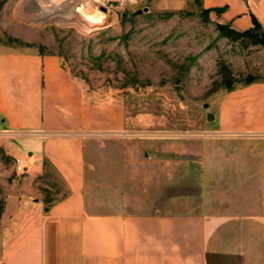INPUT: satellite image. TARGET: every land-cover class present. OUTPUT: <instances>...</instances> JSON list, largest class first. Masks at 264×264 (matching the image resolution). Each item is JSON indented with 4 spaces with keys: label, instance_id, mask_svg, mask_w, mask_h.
<instances>
[{
    "label": "crops",
    "instance_id": "obj_1",
    "mask_svg": "<svg viewBox=\"0 0 264 264\" xmlns=\"http://www.w3.org/2000/svg\"><path fill=\"white\" fill-rule=\"evenodd\" d=\"M202 6L224 9L219 23L238 31L252 28L253 18L264 28V0H202ZM262 87L242 102L228 97L211 125L213 138L239 137L248 144L231 155V167L223 147L204 140L197 164L190 159L181 168L184 176L175 179L180 170L174 163L168 159L163 167L154 155L144 162L154 166L150 174L106 150L102 166H92L88 142L122 134L124 107L88 103L58 56L0 49V136L17 139L7 153L26 168L25 185L8 198L1 218L0 264H264ZM243 157L239 171L233 160ZM46 164L67 188L48 205L36 193ZM226 168L230 175L258 176L252 213L206 212L208 176L227 174ZM195 204L198 209H189Z\"/></svg>",
    "mask_w": 264,
    "mask_h": 264
},
{
    "label": "rangeland",
    "instance_id": "obj_2",
    "mask_svg": "<svg viewBox=\"0 0 264 264\" xmlns=\"http://www.w3.org/2000/svg\"><path fill=\"white\" fill-rule=\"evenodd\" d=\"M23 1L0 0V49L58 56L82 86L88 103H119L125 109L122 134L95 136L88 142L92 166H102L100 156L106 150L121 156L127 166L150 174L154 166L144 162L154 155L163 167L168 159L174 163L180 170L175 179H181L186 162L197 164L201 141H217L227 152L224 163L229 167L231 155L248 146L239 137L213 138L211 125L228 97L238 103L262 93L264 47L247 39L225 38L217 28L220 11L205 10L202 0H136L119 22L112 23L93 2L72 1L89 14L103 16L101 23L86 28L75 23L77 18L62 23L29 19L33 13L22 6ZM252 79L257 83L246 86ZM208 114L214 115L212 122ZM8 144L18 141L0 136V228L8 198L25 185L26 177L17 172ZM214 151L210 147L212 163ZM246 161V157L233 160L234 167L240 165L238 170L243 171ZM224 171L227 174L208 176L212 189L207 191L206 212L252 213L259 200L258 176L247 171L230 175L231 168ZM36 183L37 196L46 205L67 193L49 164Z\"/></svg>",
    "mask_w": 264,
    "mask_h": 264
},
{
    "label": "bare ground",
    "instance_id": "obj_3",
    "mask_svg": "<svg viewBox=\"0 0 264 264\" xmlns=\"http://www.w3.org/2000/svg\"><path fill=\"white\" fill-rule=\"evenodd\" d=\"M75 0H24L22 6H26L30 13L29 19L36 20L37 22H65L67 20L77 18L75 20L77 25H82L88 28L93 27V24H99L102 22V15L89 14L83 10L80 6L74 5ZM76 4V3H75ZM28 16V15H27ZM81 22H85L82 24ZM74 24V23H73Z\"/></svg>",
    "mask_w": 264,
    "mask_h": 264
},
{
    "label": "trees",
    "instance_id": "obj_4",
    "mask_svg": "<svg viewBox=\"0 0 264 264\" xmlns=\"http://www.w3.org/2000/svg\"><path fill=\"white\" fill-rule=\"evenodd\" d=\"M216 10L222 13L224 9ZM217 28L225 38L231 39L232 41H244L247 39L251 45H261L264 47V28L255 18H253V27L244 31H238L227 24H218ZM254 83L257 82L252 79L246 83V86Z\"/></svg>",
    "mask_w": 264,
    "mask_h": 264
},
{
    "label": "built area",
    "instance_id": "obj_5",
    "mask_svg": "<svg viewBox=\"0 0 264 264\" xmlns=\"http://www.w3.org/2000/svg\"><path fill=\"white\" fill-rule=\"evenodd\" d=\"M78 4L93 2L97 8L109 17L113 22H119V16L136 3V0H75ZM105 11H101V9ZM16 169L19 173H24L26 168L23 166L21 159H16Z\"/></svg>",
    "mask_w": 264,
    "mask_h": 264
},
{
    "label": "water",
    "instance_id": "obj_6",
    "mask_svg": "<svg viewBox=\"0 0 264 264\" xmlns=\"http://www.w3.org/2000/svg\"><path fill=\"white\" fill-rule=\"evenodd\" d=\"M101 11H105L103 8L101 9ZM207 120L209 121V122H212L213 120H214V115L213 114H208V116H207Z\"/></svg>",
    "mask_w": 264,
    "mask_h": 264
}]
</instances>
